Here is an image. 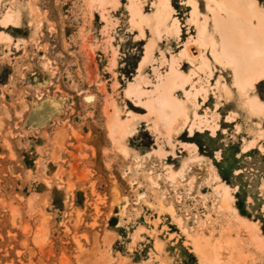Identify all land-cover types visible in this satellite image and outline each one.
<instances>
[{
    "label": "rangeland",
    "instance_id": "obj_1",
    "mask_svg": "<svg viewBox=\"0 0 264 264\" xmlns=\"http://www.w3.org/2000/svg\"><path fill=\"white\" fill-rule=\"evenodd\" d=\"M112 1H0V264H202L200 237L220 264H264V114L240 105L201 33L206 21L221 50L214 13L234 9L263 38L264 22L236 0H172L180 30L158 34L140 15L156 0ZM11 5L20 22L4 24ZM167 83L209 123H166ZM256 89L264 102V80Z\"/></svg>",
    "mask_w": 264,
    "mask_h": 264
},
{
    "label": "bare ground",
    "instance_id": "obj_2",
    "mask_svg": "<svg viewBox=\"0 0 264 264\" xmlns=\"http://www.w3.org/2000/svg\"><path fill=\"white\" fill-rule=\"evenodd\" d=\"M104 1L105 0H102V2ZM214 1L217 5H220L218 1ZM236 1L241 8L247 10L252 15L262 19V21L264 22V9L258 6L256 0ZM154 4L156 8L154 14L152 16H145L143 13H140L141 17L146 18V21L148 19V21H150V25L152 22L155 32L158 34L162 31H173L176 33L179 32L180 25L178 19L173 16L174 10L172 7V0H156ZM192 4L194 7V21L198 22L199 13L197 2L194 1L192 2ZM116 5L117 4H115V6ZM227 14L228 17L226 18L217 13H214L213 32H218L221 37V50L217 49L218 43L215 36L207 34L206 21L202 24L201 33L206 44L211 47L215 58H223L225 60V63L227 65H230V67L232 68L234 77L233 83L237 87V98L240 105L250 115L264 114V102L261 101L259 96L256 94V84L264 80V38L260 35L258 30L254 28L250 23L245 21V19H243L242 17L238 18L234 14V9L228 8ZM2 18L4 24H17L21 19V11L20 9L11 5L9 7H6ZM152 28L153 27L151 25V29ZM148 47L146 48L147 56H145V59L149 61L152 57V46L149 45ZM206 63L207 62H205V64ZM144 67L145 65H141L139 67V74L135 77V82L129 83V93H138L142 90L141 86L144 82H146V80L143 81L144 76H142V70ZM174 72L178 75V77L181 78L180 73L176 69H174ZM182 80L184 82H188L190 79L188 77H184L182 78ZM158 88L161 90L158 97V101L160 104L159 114L166 121V123L175 124L180 118H182L185 122H187V124L190 125L191 132H193L194 127L199 126V124L201 125L203 123H209L210 118L208 119V117L199 115L195 108H193L187 101L180 100L175 97L173 95L172 86L170 84H161L158 86ZM221 89L224 90L225 93H231V90L227 85H223ZM197 92L198 90L196 89V93ZM116 118L117 124L116 122L115 124L118 125L121 135L125 136L127 133H131L134 130L133 127H131L130 123L123 122L120 119L119 114L116 115ZM113 127L111 128L112 134L114 135L115 132ZM200 127L201 126H199V128ZM128 148V145L123 146L124 151H127ZM189 159L190 157L184 158V162L186 163ZM183 170L184 169H182L181 171H177L174 169H170L169 177L174 180L177 176L183 175ZM136 173L134 174L135 176ZM146 177L152 184H155V186L158 184L156 180L157 177L155 178L150 174H148ZM217 188L223 190L225 193L221 199L222 202L220 200V202L218 203V207L223 210L225 208V205H232L230 199V187L228 185L220 184ZM177 221L179 220L177 219ZM189 236H191V234H189ZM155 242V249L158 251H162L163 246L161 241L159 240ZM194 247L202 264H220V262H218L216 258V249H214L212 246L205 245L204 239L202 237L196 240V242L194 243ZM159 264H168V262L164 260Z\"/></svg>",
    "mask_w": 264,
    "mask_h": 264
}]
</instances>
